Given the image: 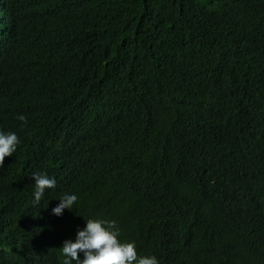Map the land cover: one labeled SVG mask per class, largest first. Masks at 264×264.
Instances as JSON below:
<instances>
[{
  "label": "trees",
  "instance_id": "1",
  "mask_svg": "<svg viewBox=\"0 0 264 264\" xmlns=\"http://www.w3.org/2000/svg\"><path fill=\"white\" fill-rule=\"evenodd\" d=\"M0 131V264H62L89 217L160 264H264V0H0Z\"/></svg>",
  "mask_w": 264,
  "mask_h": 264
},
{
  "label": "clouds",
  "instance_id": "2",
  "mask_svg": "<svg viewBox=\"0 0 264 264\" xmlns=\"http://www.w3.org/2000/svg\"><path fill=\"white\" fill-rule=\"evenodd\" d=\"M16 119L26 122V116L17 114ZM20 138L15 131H0V164L5 156L13 155ZM34 205L39 204L46 189L56 186V179L46 172L32 173ZM51 209L59 216L67 208L72 210L78 201L74 192H65ZM85 219V218H84ZM62 264H160L155 254L139 255L135 240L121 239V229L114 219L89 217L85 225L78 228L75 238L65 239L60 247ZM82 254V258L81 255Z\"/></svg>",
  "mask_w": 264,
  "mask_h": 264
}]
</instances>
